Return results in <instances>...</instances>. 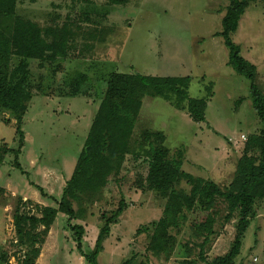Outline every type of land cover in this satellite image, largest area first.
<instances>
[{"label":"rangeland","instance_id":"1","mask_svg":"<svg viewBox=\"0 0 264 264\" xmlns=\"http://www.w3.org/2000/svg\"><path fill=\"white\" fill-rule=\"evenodd\" d=\"M91 1L93 4L87 5L79 0H17L16 13L39 22L55 19L62 23L65 16L77 19L84 11L106 10L108 16L101 20V26H113V32L108 33L104 43L96 45L89 55L93 58L67 60L54 74L53 67L38 70L37 63L30 61L32 83H38L42 76L43 86L51 89V93L47 97L34 96L23 116L25 144L17 159L19 166L13 165L11 152L4 155L0 164V191L3 190L0 192V254L5 250L11 263L18 256H13L15 249L10 245L14 239L11 215L17 199L30 201L26 209L30 208L36 215L33 208L36 204L56 207L36 187L43 188L44 193L56 200L60 198L102 96L99 80L106 79L110 72L190 77L188 96L208 98L206 123L193 122L185 110L176 109L160 97L145 96L131 141L141 140L144 130L161 131L170 156L181 151L184 172L212 180L220 188L227 186L233 177L245 142L241 135L246 138L247 134L258 133L261 127L251 106L249 80L227 64L228 50L223 40L214 35L220 31L226 1L130 0L125 6L107 9L105 0ZM231 38L239 46L241 56L255 65V82L264 90V3L257 1L247 8ZM77 72L96 80V99L55 97L52 88ZM240 98H243L240 104L235 106ZM4 145L13 150L18 147L15 120L8 113L0 114V146ZM146 172L147 164L142 158L135 161L132 156H126L120 175L109 178L102 201L89 209L86 221H71V224L84 226L85 247L91 248L101 213L115 209L123 196L128 207L111 226L103 251L98 255V264H121L133 254L138 256L135 264L145 258L146 264H182L185 257L202 264L198 261V249L183 245L202 240L193 237L190 222H201L205 213H189L179 233L171 230L177 247L168 261L145 251L148 235L135 232L140 226L158 220L165 202L156 193L138 187L137 182ZM176 189L187 192L189 186L181 181ZM217 209L215 234L206 247L208 261L225 254L234 237V220L223 221L225 211L221 203ZM41 252L39 264H82L64 215H57ZM239 260L241 264H264V204L244 234Z\"/></svg>","mask_w":264,"mask_h":264},{"label":"trees","instance_id":"2","mask_svg":"<svg viewBox=\"0 0 264 264\" xmlns=\"http://www.w3.org/2000/svg\"><path fill=\"white\" fill-rule=\"evenodd\" d=\"M130 0H105V8L125 6ZM227 2L220 20V31L214 35L223 40L228 50L227 64L233 71L249 80L251 106L261 124L258 133L247 134L243 148L237 159L233 177L227 186L220 188L209 179L194 177L182 170V153L177 151L170 156L164 145L165 136L161 131L144 130L141 140L132 142V133L137 120L142 99L145 96L160 97L178 110H185L195 123H206L205 111L208 98H190L187 93L190 77L146 76L138 73L127 74L110 72L102 83L99 104L74 164L70 177L62 187L61 196L44 193V198L55 202L56 207L34 205L26 209L30 201L19 197L11 215L14 239L10 244L15 249L13 256L17 262L10 263L5 250L0 254V264H37L41 247L49 235L58 214L66 217L75 249L83 258L84 264H98V255L108 238L111 226L116 224L128 203L121 196L113 210L101 213L98 233L93 246L85 247V228L71 221H86L89 209L103 199V191L110 177H118L126 156L136 161L140 158L147 164V172L137 182L142 191H152L163 199L164 205L158 220L140 226L135 234L145 233L148 242L145 251L157 259L168 261L177 247L175 234L179 233L189 213H205L201 222L191 221L193 237L200 242H185L183 245L198 249V261L202 264H241L239 260L242 240L246 230L259 215L264 204V90L255 82V65L244 59L240 48L231 36L237 32L239 22L247 8L257 1L264 0H224ZM87 5L91 0H79ZM17 0H0V114L8 113L15 120L17 149L0 146V164L4 155H14L13 165L19 166L18 156L25 144L22 120L34 96L47 97L51 89L43 86L42 76L38 83H32L30 61L37 63L38 70L53 67L52 74L60 71L67 60L93 58L96 45L104 43L113 26L102 25L101 20L108 16L106 10L95 13L84 11L80 18L65 16L61 23L55 19L39 22L23 18L16 13ZM94 16H93V15ZM93 17V18H92ZM96 18V20H95ZM14 61V62H13ZM96 80L77 72L67 76L56 88L55 97L85 98L95 100ZM209 92V88H207ZM210 93V92H209ZM240 98L235 102L238 106ZM9 123V121H5ZM209 127V125H207ZM245 137V136H244ZM136 145V148L134 146ZM185 181L189 186L186 192L176 189ZM1 190L0 192H2ZM3 203V201H1ZM219 203L224 207V222L234 220V237L225 254L206 260V247L214 233L218 217ZM255 242V241H254ZM137 255L122 261L121 264H135ZM138 261L137 264H146ZM182 264H196L187 257Z\"/></svg>","mask_w":264,"mask_h":264},{"label":"crops","instance_id":"3","mask_svg":"<svg viewBox=\"0 0 264 264\" xmlns=\"http://www.w3.org/2000/svg\"><path fill=\"white\" fill-rule=\"evenodd\" d=\"M49 234H50V231H49ZM41 255H42V252H40V255H39L38 259H37V262H36L37 264H39V261H40L39 258H40ZM79 261H81V263L84 264L83 258L80 255H79Z\"/></svg>","mask_w":264,"mask_h":264},{"label":"built area","instance_id":"4","mask_svg":"<svg viewBox=\"0 0 264 264\" xmlns=\"http://www.w3.org/2000/svg\"><path fill=\"white\" fill-rule=\"evenodd\" d=\"M241 139L244 141V139H245L244 135H241ZM253 261H256V258H254ZM10 263H11V262H10Z\"/></svg>","mask_w":264,"mask_h":264}]
</instances>
